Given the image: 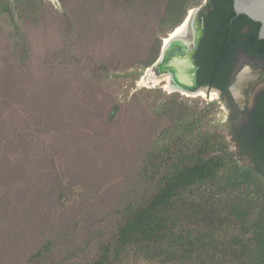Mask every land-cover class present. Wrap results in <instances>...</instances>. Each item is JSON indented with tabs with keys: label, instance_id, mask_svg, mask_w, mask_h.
<instances>
[{
	"label": "trees",
	"instance_id": "trees-1",
	"mask_svg": "<svg viewBox=\"0 0 264 264\" xmlns=\"http://www.w3.org/2000/svg\"><path fill=\"white\" fill-rule=\"evenodd\" d=\"M194 1L62 0L73 21V36L102 45L107 38L112 54L104 63L114 71L153 66L162 47L161 40L153 38L154 26L158 22L160 29L172 32ZM11 11L25 22L44 16L37 0H0V20ZM212 39L209 34L199 54L200 84L210 81L216 35ZM176 97L156 112L168 117L171 126L150 144L142 135L147 124L139 128L132 122L110 133L91 124L94 131L86 139L88 131L80 132L81 120L72 121L70 113L62 115L56 129L53 117L47 124L34 109L32 122L46 123L47 131L54 129L56 145L67 157L71 180L66 187L52 173L48 172L50 179L39 172L54 166L49 147L43 144L40 149L37 140L16 134L15 122L2 121L0 260L5 262L14 248L28 249V254L32 250L25 253L29 263L49 257L55 246L47 234L51 228L63 231L66 246L63 258L52 264H264V108L247 125L230 118L233 126L227 140L198 132V109L188 110ZM36 152H44L38 160L33 159ZM15 153L26 162L12 160ZM21 168L31 172L26 187L31 190L29 180L34 184L35 200L28 208L20 201L29 192L20 188L25 181ZM48 180L51 188L39 198L36 188ZM75 180L81 181L87 196L75 218L70 222L61 218V226L58 220L65 216L64 204ZM9 191L16 193L14 199ZM46 210L53 222L46 221L41 247L21 243L34 216Z\"/></svg>",
	"mask_w": 264,
	"mask_h": 264
},
{
	"label": "rangeland",
	"instance_id": "rangeland-1",
	"mask_svg": "<svg viewBox=\"0 0 264 264\" xmlns=\"http://www.w3.org/2000/svg\"><path fill=\"white\" fill-rule=\"evenodd\" d=\"M37 1L44 14L43 17L25 22L18 19L11 11L5 13L0 20V124L6 120L15 122L19 128L16 134L21 132L22 137H27V140H37L42 144L40 149H43V144L49 147L47 150L49 161L52 157L54 166L45 170L39 169L43 176L47 175V178L52 179L53 177L48 173L50 172L54 177H58L61 186L65 187L71 180V174L67 171V157L56 145L59 139H54V129L50 128L47 131L44 127L46 123L51 124L53 117L52 120L55 121L53 126L57 129L60 124L57 122L66 113H70L72 121L81 120V124H78L79 131L84 133L88 131L86 139H89L88 134L91 135L94 131L91 124L96 130L98 127L103 128L107 133L120 130L132 122L137 126L140 124L139 128L142 124H147L146 131L142 135L145 136V142L150 144L163 129L171 126L168 117H159L156 112L160 105L175 95L178 103L183 107L188 110L198 109L200 114L196 128L198 132L221 135L230 140L229 130L233 124L230 122L229 110L218 95L212 99L211 94L207 97H196L180 92L170 93L165 89V83L155 82L152 74L155 64L147 69L134 66L114 71L108 68L104 62L111 57L112 49L107 45V38L103 41V45L92 39L82 42L72 34L73 21L67 11L69 8L62 0ZM205 2L206 0H195L187 17L191 10L201 7ZM49 11L52 13L50 14ZM157 24L154 26L156 33L153 38L161 40L163 44L171 31L166 27L160 29ZM34 109L39 111V115H42L46 123L32 122L37 115ZM113 111L115 113L111 120ZM230 150L234 148L231 146ZM42 153L44 152H39V155L33 159L38 160ZM11 159H24L26 162V157H21L17 153L13 154ZM21 170L25 181L21 182L20 188L22 190L26 188L29 192L28 196L20 201L23 208H28L30 202L35 200L32 187L34 184L33 180H29L32 184L31 190L26 187L31 172H24L26 171L24 168ZM74 183L68 192L69 199L64 204L65 216L61 215L58 220L61 226H63L61 218L66 222L75 218L76 209L82 206L87 196L81 181L75 180ZM50 188L49 180L39 184V189L36 188L38 197L43 198V192H47ZM8 195L10 199H14L16 193L9 191ZM47 212L46 210L34 216L28 234H25L23 239L21 236L20 242L26 241L28 247L33 246V243H37V248L41 247L45 238L46 221L53 222V218L48 219ZM20 215L24 217L21 212ZM24 220L25 218L22 222H25ZM48 230L50 232L47 234L55 240V246L49 257L46 256L36 263H29L26 259L28 256H25V253L28 254V249L14 248L5 262L3 259L0 260V264H52V260L57 262L62 259L66 250L62 242L64 239L61 237L63 231H51V228Z\"/></svg>",
	"mask_w": 264,
	"mask_h": 264
},
{
	"label": "flooded vegetation",
	"instance_id": "flooded-vegetation-1",
	"mask_svg": "<svg viewBox=\"0 0 264 264\" xmlns=\"http://www.w3.org/2000/svg\"><path fill=\"white\" fill-rule=\"evenodd\" d=\"M235 1L206 0L204 5L195 8L194 10L199 12L195 15L193 23L186 34L178 36L182 52L179 53L180 49L175 46L176 43L163 52V41L160 56L155 63L159 64L154 66L152 72L157 78L172 75L161 70L162 66L169 67L172 51L177 52L178 57L182 59H185L187 52L190 53L198 67L196 88L188 91L175 81L176 84L192 94L201 90L206 91L208 95L217 93L218 98L229 110V117L239 125H247L256 120V111L264 108V39L260 37L262 25L245 14H237ZM173 31L175 32V29ZM209 34L211 41L212 36L216 35L215 54L210 57V81L200 84L202 66L198 58L203 41Z\"/></svg>",
	"mask_w": 264,
	"mask_h": 264
},
{
	"label": "water",
	"instance_id": "water-1",
	"mask_svg": "<svg viewBox=\"0 0 264 264\" xmlns=\"http://www.w3.org/2000/svg\"><path fill=\"white\" fill-rule=\"evenodd\" d=\"M235 8L237 14H245L253 21L258 22L262 25L260 37L261 39H264V0H236ZM198 12L199 10L195 12V15ZM185 21L186 20H184L183 22ZM169 38L170 42L167 45L166 43H164L163 45V52H165L171 44L175 43V46H178V48L180 49V37L170 36ZM181 50L182 48L180 49L179 53L182 52ZM172 54L173 55L170 59L169 67L162 66L161 70L172 73L174 81H176L182 88L188 91H193L196 88L198 67L193 60L192 55L187 52L185 59H182L178 57L177 52L172 51ZM157 64H155V66Z\"/></svg>",
	"mask_w": 264,
	"mask_h": 264
},
{
	"label": "bare ground",
	"instance_id": "bare-ground-1",
	"mask_svg": "<svg viewBox=\"0 0 264 264\" xmlns=\"http://www.w3.org/2000/svg\"><path fill=\"white\" fill-rule=\"evenodd\" d=\"M195 11L196 10H191L190 13H189V16L186 18V21L183 22L181 25H179L176 29V31L172 34H171V37H178V36H181V35H184L186 34L188 28L190 27V24L193 23V19L195 17ZM164 42L166 43V45L170 42V38L167 37L164 39ZM151 71V70H150ZM153 74V73H152ZM153 77L155 79V82L156 83H165V89L172 93V92H180L184 95H187V96H196V97H207L208 94L206 91L204 90H201L197 93H190L188 91H185L183 89H181L177 84L176 82L174 81L173 79V76L172 75H166L164 76L163 78H155V75L153 74ZM217 96V93L215 92H212L211 93V98L212 99H215Z\"/></svg>",
	"mask_w": 264,
	"mask_h": 264
}]
</instances>
